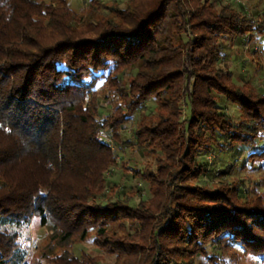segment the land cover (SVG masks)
Returning a JSON list of instances; mask_svg holds the SVG:
<instances>
[{
  "label": "trees",
  "instance_id": "obj_1",
  "mask_svg": "<svg viewBox=\"0 0 264 264\" xmlns=\"http://www.w3.org/2000/svg\"><path fill=\"white\" fill-rule=\"evenodd\" d=\"M116 2L88 0L100 8L85 21L70 0H0V264H25L34 216L52 264H101L71 253L91 231L112 264H195L204 245L213 264L236 251L264 261V202L201 180L264 165V90L221 65L223 40L242 41L254 18L230 1ZM126 149L153 157L131 168L150 192L135 205L106 180ZM211 151L225 158L207 170Z\"/></svg>",
  "mask_w": 264,
  "mask_h": 264
},
{
  "label": "rangeland",
  "instance_id": "obj_2",
  "mask_svg": "<svg viewBox=\"0 0 264 264\" xmlns=\"http://www.w3.org/2000/svg\"><path fill=\"white\" fill-rule=\"evenodd\" d=\"M105 5H115L116 0H100ZM122 6L126 0H118ZM230 1L235 7H242L245 13L254 18V24L249 36L245 37L242 41L234 40L231 42L232 36H228L223 40L224 55L222 57V66H226L230 70L232 79L236 84L240 85L241 80H246L255 88L264 90V35H260L257 32H264V22H260L261 14L264 13V0H217ZM88 0H70V8L73 10H80V13L84 16L85 21L95 19L99 14L98 11H92L87 8L86 3ZM259 15V17H258ZM258 29V30H257ZM78 32V31H77ZM189 35V33H186ZM234 39V38H233ZM129 70L124 72V79L129 78ZM221 101V100H220ZM148 107L145 112L147 113L154 106V101L151 99L146 103ZM223 110L232 118L237 120L239 112L238 108L229 102H224ZM187 109V108H185ZM186 114L185 110L182 112L181 119ZM140 113H135L131 119L126 123V128L123 132V137H129L131 128L135 124L136 120L140 117ZM112 151L115 152V147L112 145ZM116 165L113 166L107 173L106 180L109 185L116 184L114 191L111 193V198H115L117 194L122 192L131 191L132 196L130 203L135 205L137 200L145 199L150 196L148 186L145 182L139 181L131 175V168H141L144 164H153V157L150 155L142 156L138 150L126 149L123 153H118L116 156ZM207 160L206 169H213L214 164H219L221 158H225L222 154H217L215 151L207 153L205 156ZM122 164V165H121ZM212 173V174H211ZM210 175V176H209ZM209 188L220 187L225 183L238 184L240 187L247 188V198L252 200H259L264 202V165L260 167H251L246 170H238L236 174L219 176L217 172L212 171L207 175H203L201 178ZM135 185L140 186V190H137ZM105 191V190H104ZM105 191L104 196L109 195V192ZM107 198V197H106ZM105 199V197L103 198ZM51 231L49 227L42 226L39 222V217L34 216L31 218L27 227L21 230L20 241L26 249L25 264H52L48 259V254L51 252V246L56 244L55 240L50 237ZM94 232L88 233L83 241H77L75 245L71 246L70 251L74 255H80L85 253L89 256H97L98 261L101 264H112L115 260L114 254H109L97 246L94 241ZM205 253H200L194 257L195 264H213L211 261L213 258V250L207 245H204ZM232 257H230V256ZM222 260L216 264H264V261L257 258L254 255L242 253L236 251L234 253L225 252L222 255Z\"/></svg>",
  "mask_w": 264,
  "mask_h": 264
}]
</instances>
